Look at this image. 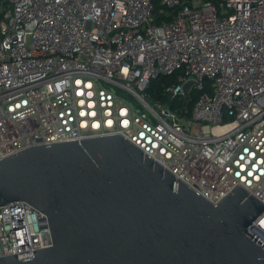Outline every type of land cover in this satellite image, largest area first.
Listing matches in <instances>:
<instances>
[{"label": "built area", "instance_id": "built-area-1", "mask_svg": "<svg viewBox=\"0 0 264 264\" xmlns=\"http://www.w3.org/2000/svg\"><path fill=\"white\" fill-rule=\"evenodd\" d=\"M158 1L0 0V160L119 134L213 205L264 204V0ZM248 232L264 243V212ZM52 244L44 212L0 206V257Z\"/></svg>", "mask_w": 264, "mask_h": 264}, {"label": "water", "instance_id": "water-1", "mask_svg": "<svg viewBox=\"0 0 264 264\" xmlns=\"http://www.w3.org/2000/svg\"><path fill=\"white\" fill-rule=\"evenodd\" d=\"M18 200L47 215L53 244L0 264H264L248 232L260 200L237 186L213 205L119 134L1 159L0 206Z\"/></svg>", "mask_w": 264, "mask_h": 264}, {"label": "trees", "instance_id": "trees-1", "mask_svg": "<svg viewBox=\"0 0 264 264\" xmlns=\"http://www.w3.org/2000/svg\"><path fill=\"white\" fill-rule=\"evenodd\" d=\"M155 8L156 11H159L160 8H162V5L159 3L158 0H155ZM175 76L168 75V76H159L153 80H151L149 86L147 87L145 93L149 97H154L156 99H166L167 95L165 93L166 86L174 82ZM192 98L189 102V109L192 107L193 101L198 97L199 93L196 91H192Z\"/></svg>", "mask_w": 264, "mask_h": 264}]
</instances>
